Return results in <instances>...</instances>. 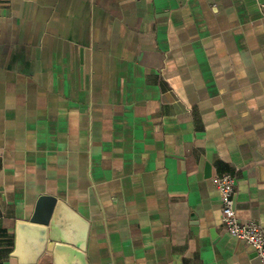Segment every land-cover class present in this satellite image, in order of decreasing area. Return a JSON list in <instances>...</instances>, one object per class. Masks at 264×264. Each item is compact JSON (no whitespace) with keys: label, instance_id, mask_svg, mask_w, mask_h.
<instances>
[{"label":"crops","instance_id":"1","mask_svg":"<svg viewBox=\"0 0 264 264\" xmlns=\"http://www.w3.org/2000/svg\"><path fill=\"white\" fill-rule=\"evenodd\" d=\"M263 6L0 0V264L43 196L89 224L88 264H262L213 178L264 229Z\"/></svg>","mask_w":264,"mask_h":264},{"label":"water","instance_id":"2","mask_svg":"<svg viewBox=\"0 0 264 264\" xmlns=\"http://www.w3.org/2000/svg\"><path fill=\"white\" fill-rule=\"evenodd\" d=\"M89 224L64 202L51 196L41 197L32 217L16 226L13 257L20 264H88Z\"/></svg>","mask_w":264,"mask_h":264},{"label":"built area","instance_id":"3","mask_svg":"<svg viewBox=\"0 0 264 264\" xmlns=\"http://www.w3.org/2000/svg\"><path fill=\"white\" fill-rule=\"evenodd\" d=\"M213 184L220 194L222 224L225 230L230 236L249 245L256 257L264 264V229L257 222L240 220L237 215L235 201L237 176L235 174L220 175L213 178Z\"/></svg>","mask_w":264,"mask_h":264}]
</instances>
